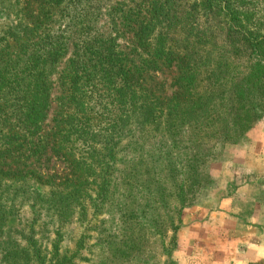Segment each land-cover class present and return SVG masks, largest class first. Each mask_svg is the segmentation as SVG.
Segmentation results:
<instances>
[{
    "label": "trees",
    "instance_id": "16d2710c",
    "mask_svg": "<svg viewBox=\"0 0 264 264\" xmlns=\"http://www.w3.org/2000/svg\"><path fill=\"white\" fill-rule=\"evenodd\" d=\"M101 1L0 0V188L36 181L53 197L78 203L85 211L84 198L100 203L108 198L118 137L130 127L159 121L207 123L214 115L212 103L219 100L226 105L224 132L218 127L210 138L227 142L241 137L261 115L252 106L264 98V0L116 2L107 14L131 35L132 53L92 32L91 16L99 15L100 8L94 4ZM234 57L248 59L246 73L230 89L211 92L226 87ZM171 69L175 91L167 97L151 74ZM55 76L60 95L46 123ZM204 86L211 94L202 95ZM213 146L185 148L191 155L186 168L196 169L199 183L207 180L208 164L219 154ZM42 157L62 162L69 172L45 175L40 165H33ZM164 193L160 187L153 203L165 205L169 196ZM136 202L145 209L152 204L143 192ZM167 217L176 229L172 216Z\"/></svg>",
    "mask_w": 264,
    "mask_h": 264
},
{
    "label": "rangeland",
    "instance_id": "374dc122",
    "mask_svg": "<svg viewBox=\"0 0 264 264\" xmlns=\"http://www.w3.org/2000/svg\"><path fill=\"white\" fill-rule=\"evenodd\" d=\"M119 1L124 0L94 4L100 8L99 15L91 16L92 32L114 39L119 49L132 53L131 35L113 25L107 14ZM129 57L137 60L135 55ZM247 67V58H231L226 87L211 92L230 89ZM151 76L161 94L169 97L174 93V70ZM53 81L54 102L46 123L60 95L56 76ZM209 88L204 86L202 95L211 94ZM254 106L262 110L261 115L251 120L241 137H229L227 142H218L224 137L218 141L210 138L218 127L224 132L226 105L219 100L212 103L214 115L207 123L201 119L197 126L189 120L182 124L159 121L123 131L118 137L108 198L103 203L84 198L85 211L78 203L53 197L49 188L36 181L3 184L0 264H264V98ZM200 144L216 145L219 154L208 164L207 180L199 183L196 169L186 168L191 155L185 148ZM41 159L29 163L40 165L38 170L45 175L69 172L54 158ZM180 166L183 170H178ZM160 187L170 197L165 205L153 203L157 201L153 194ZM142 192L150 194L148 209L143 202L136 204ZM165 208L177 226L174 230L168 217H163Z\"/></svg>",
    "mask_w": 264,
    "mask_h": 264
}]
</instances>
